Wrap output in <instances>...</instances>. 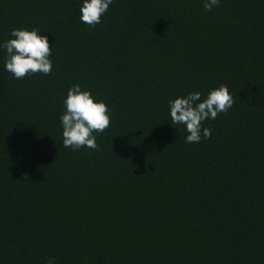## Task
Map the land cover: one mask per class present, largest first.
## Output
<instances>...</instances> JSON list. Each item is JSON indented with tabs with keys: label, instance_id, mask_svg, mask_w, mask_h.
I'll return each instance as SVG.
<instances>
[{
	"label": "trees",
	"instance_id": "16d2710c",
	"mask_svg": "<svg viewBox=\"0 0 264 264\" xmlns=\"http://www.w3.org/2000/svg\"><path fill=\"white\" fill-rule=\"evenodd\" d=\"M82 3L0 0V43L39 28L53 65L16 79L0 48V264H264V0H113L94 28ZM76 84L110 109L99 151L63 146ZM220 84L185 143L168 101Z\"/></svg>",
	"mask_w": 264,
	"mask_h": 264
},
{
	"label": "clouds",
	"instance_id": "9594fccd",
	"mask_svg": "<svg viewBox=\"0 0 264 264\" xmlns=\"http://www.w3.org/2000/svg\"><path fill=\"white\" fill-rule=\"evenodd\" d=\"M113 0H83L80 7V20L94 28L101 22V17L108 11ZM220 0H205L204 9L211 11L219 6ZM10 38L0 43L6 50L4 66L16 79L41 73L49 75L52 71L51 45L48 37L41 34L39 28H13ZM234 99L227 85L211 89L205 98L199 91L189 92L168 101L172 125H183L187 135L185 143H198L201 139H210L211 128L204 127L206 120H215L221 113L227 114ZM65 111L60 115L63 146L72 150L87 147L99 151L96 134L103 133L111 123L110 109L97 100L89 90H82L79 84L67 91L63 101ZM28 181V174H24ZM46 264H55L48 258Z\"/></svg>",
	"mask_w": 264,
	"mask_h": 264
}]
</instances>
